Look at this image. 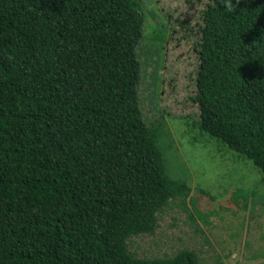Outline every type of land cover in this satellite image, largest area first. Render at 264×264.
Listing matches in <instances>:
<instances>
[{"label":"trees","instance_id":"16d2710c","mask_svg":"<svg viewBox=\"0 0 264 264\" xmlns=\"http://www.w3.org/2000/svg\"><path fill=\"white\" fill-rule=\"evenodd\" d=\"M145 19L139 0H0V264L200 263L129 249L192 192L144 120ZM203 21L200 130L264 176V0Z\"/></svg>","mask_w":264,"mask_h":264},{"label":"rangeland","instance_id":"374dc122","mask_svg":"<svg viewBox=\"0 0 264 264\" xmlns=\"http://www.w3.org/2000/svg\"><path fill=\"white\" fill-rule=\"evenodd\" d=\"M139 1L146 16L138 49L144 120L159 129L168 176L192 192L158 215L153 235L132 238L130 252L138 259H169L188 250L199 264H264V176L202 133L194 102L203 12L213 0Z\"/></svg>","mask_w":264,"mask_h":264},{"label":"clouds","instance_id":"9594fccd","mask_svg":"<svg viewBox=\"0 0 264 264\" xmlns=\"http://www.w3.org/2000/svg\"><path fill=\"white\" fill-rule=\"evenodd\" d=\"M225 2H226V4H227V0H225ZM228 7H231V5H230V4H228Z\"/></svg>","mask_w":264,"mask_h":264}]
</instances>
